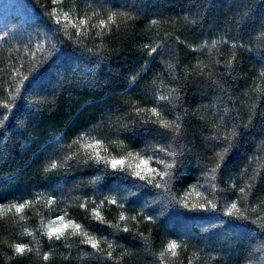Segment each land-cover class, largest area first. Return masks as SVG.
<instances>
[{
	"label": "trees",
	"instance_id": "16d2710c",
	"mask_svg": "<svg viewBox=\"0 0 264 264\" xmlns=\"http://www.w3.org/2000/svg\"><path fill=\"white\" fill-rule=\"evenodd\" d=\"M262 225L264 0H0V264H264Z\"/></svg>",
	"mask_w": 264,
	"mask_h": 264
},
{
	"label": "snow or ice",
	"instance_id": "6c2138e0",
	"mask_svg": "<svg viewBox=\"0 0 264 264\" xmlns=\"http://www.w3.org/2000/svg\"><path fill=\"white\" fill-rule=\"evenodd\" d=\"M110 19L113 20V22H114V16L113 17H110ZM151 51L152 52H156V48L153 47L151 49ZM25 79L28 80L27 77H25ZM30 82H32V80H29L28 81V83H30ZM178 84H179V81H178ZM34 86L35 87H41V86H43V83H42V81H35ZM181 87H183V85H181ZM177 99H179V96H177ZM151 112L153 113V115L159 116V113L157 112V109L156 108H152L151 109ZM160 123L164 124L165 127L172 128V130L175 133V135H176L177 138H180L181 137V131H180L181 126H180V124L177 123V124H175L173 126L172 124H169V123H167L165 121H160ZM127 131L131 132V131H133V129L132 128H129V129H127ZM233 135L235 136V133H233ZM225 139H227V138H225ZM99 143L100 142L97 141L96 142V145H99ZM96 145H93V147H95ZM178 147H180L179 142H178ZM161 150H164V149H161ZM180 155L181 156L188 155L187 149H185V151L181 152ZM102 159L103 158L100 157L99 153H97V156H96L97 162L99 163ZM104 164L106 166H110V168L112 169V171L111 172L105 171L102 175L114 177L117 183H119L120 181H123L125 179L124 177L118 175L119 172H122L123 171V166L125 164L124 158H119V159L114 158V159H111V160H106V161H104ZM183 164H184V161L181 160L180 161V167H183ZM53 167H55V165ZM167 167L168 168H173L174 165H171L170 164V165H167ZM146 173H152V174L161 175V176H167L169 174L168 172H164V173L158 172L157 169L152 168V167L149 166V162L147 160L141 159V160H139V163H137L136 169H135L133 175L136 178H138L140 181H144V183H145L146 186H151L153 188H159L160 185L159 184H153V180L151 178H149V176ZM116 191L119 194L122 190L120 188H117ZM138 191H139V189H138ZM112 203L115 204L116 203V200H113ZM232 207H235V205L233 204ZM23 208H24V204H20L17 207V211H20ZM216 208H217L216 205H212V208L209 209L204 204H191V205H189L188 203H183L182 205L176 207V211H177L178 214H185V213H207L209 211L215 212L216 211ZM228 215H229V217H231V213H229ZM148 218L150 220L153 219V217L151 215ZM60 219H61V221H63V218L62 217ZM234 219H237V220H247L248 218L246 216H241V217H235ZM228 222H229L228 220L221 219L220 220V225L227 224ZM67 227H68V225L67 224H64L62 222L61 223V227L50 229L48 235L50 237L59 238L58 234L61 233ZM75 227L78 229L79 228V225H75ZM262 227H264V225H262ZM85 242L88 243V244H90V246L93 249H98V242L93 241L92 239H88L87 237H86V241ZM176 246L177 245L175 243H173L171 245V248L174 249V248H176ZM16 251L19 252V253H24L26 251V245H17Z\"/></svg>",
	"mask_w": 264,
	"mask_h": 264
}]
</instances>
